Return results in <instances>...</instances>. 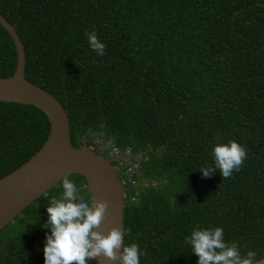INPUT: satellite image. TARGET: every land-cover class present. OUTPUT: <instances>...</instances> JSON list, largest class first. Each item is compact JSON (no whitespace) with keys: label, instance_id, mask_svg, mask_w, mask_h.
Here are the masks:
<instances>
[{"label":"trees","instance_id":"trees-1","mask_svg":"<svg viewBox=\"0 0 264 264\" xmlns=\"http://www.w3.org/2000/svg\"><path fill=\"white\" fill-rule=\"evenodd\" d=\"M0 12L24 44L28 79L69 112L73 144L94 132L141 153L138 177L152 184L124 213L125 245L147 252L140 264H197L185 239L196 227H222L242 256L264 258V0H0ZM18 65L0 23V77ZM50 128L41 107L0 101V179ZM230 140L247 150L240 170L205 177L214 146ZM68 177L91 203L86 177ZM62 193L60 182L0 230V264H44L47 205Z\"/></svg>","mask_w":264,"mask_h":264},{"label":"water","instance_id":"water-1","mask_svg":"<svg viewBox=\"0 0 264 264\" xmlns=\"http://www.w3.org/2000/svg\"><path fill=\"white\" fill-rule=\"evenodd\" d=\"M0 23L12 35L19 60L13 76L0 77V101L33 103L47 113L51 122L48 138L31 160L0 179V230L36 197L59 184L65 175L81 174L88 181L91 203L103 199L109 204L98 230L106 234L112 227L119 226L125 232V188L114 161L103 153L73 144L69 112L57 95L28 79L24 44L15 26L1 12ZM87 264L120 262L98 257L89 259ZM255 264H264V258Z\"/></svg>","mask_w":264,"mask_h":264},{"label":"clouds","instance_id":"clouds-1","mask_svg":"<svg viewBox=\"0 0 264 264\" xmlns=\"http://www.w3.org/2000/svg\"><path fill=\"white\" fill-rule=\"evenodd\" d=\"M86 34L91 48L98 55H104L106 44L98 38L96 31H88ZM99 136L106 141L112 140ZM217 140L220 138L217 137ZM82 145L102 153L86 145L84 138ZM213 154L215 166L209 165L200 170L205 177L219 170L224 180L232 176L234 170H240L247 157V150L236 140H230L227 143L218 142L213 148ZM61 183L62 195L51 197L47 205L48 221L44 227L50 228L51 232L46 236L43 249L44 264H87L89 259L98 257L113 262L119 260L120 264H140V257L146 256L147 252L142 251L136 243L125 245L124 230L119 226L112 227L106 234L98 230L105 218L108 201L102 199L89 203L80 199L76 195L78 191L75 181L67 175ZM185 239L191 245L192 252L198 256L197 264H255L257 261L255 250H249L246 256H242L237 242H226L224 230L219 226L196 227Z\"/></svg>","mask_w":264,"mask_h":264},{"label":"built area","instance_id":"built-area-1","mask_svg":"<svg viewBox=\"0 0 264 264\" xmlns=\"http://www.w3.org/2000/svg\"><path fill=\"white\" fill-rule=\"evenodd\" d=\"M84 143L96 151L102 152L106 157L115 160V167L122 179L125 188L124 194L127 200L130 198L133 200L138 199L140 186L143 183L152 184L151 181L143 182L138 177L141 157L139 154H133L131 148L121 151L113 144L112 140L106 141L94 132H89L84 137ZM130 155L132 156L131 158L128 157Z\"/></svg>","mask_w":264,"mask_h":264},{"label":"rangeland","instance_id":"rangeland-1","mask_svg":"<svg viewBox=\"0 0 264 264\" xmlns=\"http://www.w3.org/2000/svg\"><path fill=\"white\" fill-rule=\"evenodd\" d=\"M80 142L82 143V137H80ZM111 142V141H110ZM82 189L78 190V192H76L77 197H82L83 193H82ZM126 203V202H125ZM15 223V222H14ZM14 223L8 225V227L6 228L5 232H9L13 230V225Z\"/></svg>","mask_w":264,"mask_h":264}]
</instances>
